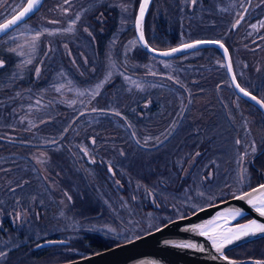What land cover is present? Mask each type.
I'll return each instance as SVG.
<instances>
[{
	"label": "rangeland",
	"instance_id": "obj_1",
	"mask_svg": "<svg viewBox=\"0 0 264 264\" xmlns=\"http://www.w3.org/2000/svg\"><path fill=\"white\" fill-rule=\"evenodd\" d=\"M249 1L152 0L153 39L165 47L212 39L201 37H210L205 28L214 26L223 38L231 36L238 75L250 72L263 85L264 0H252L247 10ZM3 2L0 19L21 0ZM103 5L115 10L116 29L98 44L95 32L103 24L95 28L86 14ZM134 7L135 0H44L37 14L2 38L0 70L10 68L0 76V137L36 146L0 150V226L10 216L12 227L31 224L37 236L55 233L69 242L86 232L140 235L169 217L157 210L165 191L138 180L140 170L153 171L158 152L160 170L167 167L159 186L166 189L165 178L177 186L190 180L171 204L177 213L252 186L261 119L232 95L216 58L218 71L192 61L200 52L135 61L138 44L128 29ZM101 9L93 21L106 19ZM134 158L140 161L132 174ZM98 164L109 170L103 178ZM7 243L0 237V249ZM261 248L255 258L264 255Z\"/></svg>",
	"mask_w": 264,
	"mask_h": 264
},
{
	"label": "water",
	"instance_id": "obj_2",
	"mask_svg": "<svg viewBox=\"0 0 264 264\" xmlns=\"http://www.w3.org/2000/svg\"><path fill=\"white\" fill-rule=\"evenodd\" d=\"M144 2L145 0H138L134 12L132 27L137 44L146 54L153 58L169 60L204 48L216 49L222 59L229 84L235 95L257 108L264 117V108L256 104V102L250 97L244 96V94L236 87V84L239 83L237 82L233 70L231 56L228 49L221 41L216 39H197L186 41L165 49L151 46L144 35V22L152 0H147V6L143 18L140 19L139 27L137 26V20L140 18V7ZM43 3L44 0H41L36 11L26 16L24 20L18 22V24L7 33H0V39L33 17L41 9ZM24 6H26V0H24L22 5L11 15L0 21V24L12 19L14 15H19V12L23 10ZM141 32L143 33V40L140 39ZM187 44H194L196 46L192 48H184L183 46ZM220 45H223V48H221ZM173 48H179L182 50L167 56L160 54L162 52L170 51ZM225 49H227V55H225ZM233 77H235V79H233ZM240 88L243 87L240 86ZM251 95L253 94L251 93ZM257 99L259 98L257 97ZM262 184H264V181L245 191L215 203L205 205L186 216L174 218L151 231L99 252L69 261L41 264H229V261H234L235 264H253L257 259L249 258L237 260L226 256L225 252L244 243L264 237V233L242 236L239 239L234 240L231 244H226L223 248V256L228 257V259L225 260L221 256V253L216 251L212 241L209 240L207 236L201 235L199 231H192L191 229L197 225H207L208 222L212 220H216L218 228H237L239 225L247 224L253 220L257 221V223L264 224V216H261L256 211L255 207L248 203L247 198H238L245 193H252L253 189H258L259 185ZM253 195L254 198L259 197V193ZM235 211H239L241 215L233 217L231 213ZM247 216L249 217L248 219L240 221ZM66 243L67 241L62 239H49L39 243L37 247L45 248L56 245H65ZM180 244H195L196 247H178Z\"/></svg>",
	"mask_w": 264,
	"mask_h": 264
},
{
	"label": "trees",
	"instance_id": "obj_3",
	"mask_svg": "<svg viewBox=\"0 0 264 264\" xmlns=\"http://www.w3.org/2000/svg\"><path fill=\"white\" fill-rule=\"evenodd\" d=\"M10 1L11 0H4L3 6H6L7 4H9ZM23 2H24V0H21V2L19 3V5L17 6L16 9H18L22 5ZM137 3H138V0H135V7H136ZM259 7H261V6H259ZM100 9H101V6L93 7L86 14V17L93 23L95 28L98 27L100 24H103L102 31L101 32H95V38H96V41L98 42V44L100 43V40L102 37H107L108 35L113 34L114 30L116 29L115 10H112L110 8L105 9L104 5L102 6V9L104 10L102 12H103L104 16L106 17V19L101 23L92 20V17L94 15H99L98 11ZM14 11H12L9 15H11ZM9 15H7L6 17H8ZM155 16H156V13L153 10V6H151L147 15H146L145 22H144L145 38H146L147 42L151 46H154L155 48H159V49L168 48V47H165L164 45H162L160 42H158L159 40L153 39L152 22L154 19H156V18H154ZM6 17L0 19V21L5 19ZM128 29H129L130 33L132 35H134V31H133V28L131 25L128 27ZM205 30L207 32L212 33V35L210 37L206 36V37H201V38H212V39L219 40L226 46V48L228 49V51L230 53L232 52V48L230 46L231 42L227 40L229 37H231V36H229V34L226 35V38H223L225 36H221L219 33V29L217 31L214 28V26L213 27L207 26L205 28ZM233 35H234V33H233ZM2 38L0 39V42L3 40ZM178 44H180V43H178ZM174 45H177V44H173L171 46H174ZM171 46H169V47H171ZM196 52H200L201 55L199 54V57H196L192 61H196V62L205 61L206 63L210 64L211 67H213L215 70L217 68H216L215 64H213L214 59L216 58V60L218 59V60L222 61V59H221V57H220V55L216 49L204 48L201 50L191 52V54L195 55ZM134 53L135 54H134V56H132V58L134 57L135 61H136V59L140 60V58L145 57V56L151 57L150 55L146 54L144 52V50H142L140 48L139 45L135 49ZM183 56H185V55H183ZM183 56H180L177 58H181ZM151 58H153V57H151ZM177 58H174V59H177ZM154 59H157V58H154ZM157 60H161V59H157ZM131 61H133V60H131ZM135 61H133V62L135 63ZM232 62H233V70H234L235 76H236L237 80L239 82H241L242 79L238 75L234 60H232ZM9 68L10 67H8L7 69H1L0 70V76L7 73L9 71ZM138 69H139L138 71H144L145 68L143 66L139 65ZM208 69L210 71L212 70L211 68H208ZM210 71L208 73L211 74ZM217 71H218V69H217ZM30 75H29L27 81L28 80L31 81L32 78L30 77ZM223 77H225V80L230 87L232 95L238 99V97L235 95V93L233 92V90L229 84V81H228V78H227V75L225 72H224ZM218 78H219V75H218ZM27 81L24 80V83H26ZM204 81H206V80H204ZM202 83H204V82H202ZM243 102L245 104L249 105L250 107H252L249 103H247L245 101H243ZM252 108L255 110L256 114L258 115L257 117L261 119L260 125H261L262 131L264 133V118L256 108H254V107H252ZM138 110H139V108H138ZM185 133L187 134V132H185ZM186 134H185V136L189 137ZM62 136H63V134H61L59 137H62ZM25 141L23 140V138L12 140V139H3L0 137V150L3 148L4 145H5V148L9 149V151H7V152H15V151H17V149H19L18 152H22L24 150V148L27 149V148H33L32 146H36V144L28 143ZM61 155H63V154H61ZM153 156H155V159H154L155 161L153 162V171L151 172L150 169H147L146 171L140 170L139 175H138V178H139L138 180L148 187H155V189L165 191V193H163V194L161 193V195L158 197L159 206H158L157 210L160 212L169 214V217H168V219H164L159 225L155 226L154 228H152L148 231H151V230L165 224L166 222H168L174 218L186 216V215L194 212L195 210H197V209H199L205 205H209V204L215 203L217 201H220L222 199L233 196V195L225 196L224 198H220V199H217L214 201H210V202H208L206 204H202L196 208H189L187 211H182L181 213H177L176 211L173 210L174 208L173 209L170 208L171 204L176 199L178 191L181 189V187H183V185L189 183L190 180H189V178H186L184 181H182V183L179 184V186H177V180L165 178L164 180L166 181L167 184L165 186L166 189H163L161 186H159V182H160L159 179H160V177L163 176V173H165L167 171V167L164 170H160L161 165H158V163H161L163 153L158 152L157 154H153ZM138 158H141V156H139ZM138 161H140V160L136 159V158L133 159L132 167H131V169L128 170L130 173H132V174L135 173L136 169L133 168V165L137 164ZM254 162H255V164L251 165V167H252L253 174L256 175V179L253 182L252 186H250L249 188H251L257 184H260L261 182L264 181V139H263V143H262L261 147L259 148L258 152L254 155ZM96 168H97L99 175L102 178L105 175H107V173L109 171L107 168H104L103 165H99V164L96 166ZM160 171H163V172H160ZM190 184H191V186H193V184H195V182L190 183ZM249 188H247V189H249ZM146 207L151 208V206H149V205H147ZM11 208H13L12 204H11V207L5 208L6 209L5 213L7 211H10ZM9 217L3 218V220L1 221L2 226H0V237L1 238H6V237L8 238V243L4 246H1V249H0L2 251H5L4 253L6 254V255H4V257L0 258V264H41V263H52V262H64V261L77 259V258L86 256V255H89V254L99 252L101 250L110 248V247L117 245L119 243L125 242L131 238H134V237H131V238H114V237H111V236L105 235V234H100V233H95V232H86V233L82 234L81 238L73 240L72 242H69L68 240H66L67 243L65 245H56V246H50V247H45V248H39V247H37V245L39 243H41L45 240H49V239H60V237H58L55 233L47 234L45 236H37V234H36L37 229L34 225H31V224H27V225L25 224L19 228L12 227ZM248 218L249 217L247 216V217L241 219L240 221H244ZM148 231H146V232H148ZM35 234H36V236H35ZM137 236H139V235H137ZM262 243H264V237L252 240L250 242H247V243H244V244L239 245L237 247H234L232 249H229L225 252V255L230 257V258L237 259V260H243V259H249L250 258V259H257V260L264 261V255L262 256L259 253V251H258V253L260 254L259 256H261L262 259L261 258H255L258 256V254H256L255 250L256 251L260 250V248H261L260 246H262V248H263L264 245H261ZM252 251H254L255 253H252Z\"/></svg>",
	"mask_w": 264,
	"mask_h": 264
},
{
	"label": "snow or ice",
	"instance_id": "obj_4",
	"mask_svg": "<svg viewBox=\"0 0 264 264\" xmlns=\"http://www.w3.org/2000/svg\"><path fill=\"white\" fill-rule=\"evenodd\" d=\"M67 2V0H66ZM195 3V0H192ZM41 3V0H26V6L23 7V10L19 12V15H14L12 19L7 20V22L0 24V33H7L10 29L18 24V22L24 20L26 16L30 13L36 11ZM147 6V0L140 7V18L137 20V26L139 27L140 19L143 18L145 8ZM255 27V26H253ZM71 31V29H68ZM39 39V33L34 37V40ZM140 39L143 40V33H140ZM200 43V42H197ZM194 44L184 45V48H192L195 47ZM223 48V45H220ZM182 49L173 48L170 51L162 52L161 55H172L175 52L181 51ZM15 51V49H12ZM225 55H227V49H225ZM27 63H31V61H27ZM0 66H2V62H0ZM39 73V69L36 70ZM235 79V77H233ZM100 85H98L99 87ZM236 87L244 94V96L250 97L253 101L256 102L260 107L264 108V99H257L256 96L251 95V93L245 91V89L240 88L239 84H236ZM119 115V113H117ZM239 144L240 141H237ZM253 151H255V147L253 146ZM259 193L258 198H254L253 194ZM201 195H203L201 193ZM239 199L247 198L248 203L255 207L256 211L264 216V184L259 185L258 189H253L252 193H245L244 195L238 197ZM233 217L241 215L239 211H235L231 213ZM192 231H199L201 235L207 236L209 240L212 241L213 246L216 248L217 252L221 253V256L227 260L228 257L223 256V248L226 244H231L234 240L239 239L242 236L255 235L256 233H264V224L257 223V221L253 220L247 224H241L237 228H218L216 220L209 221L207 225H197ZM178 247L182 248H195V244H180ZM6 255L3 252H0V257ZM229 264H235L234 261H229ZM253 264H264V261L257 260L254 261Z\"/></svg>",
	"mask_w": 264,
	"mask_h": 264
},
{
	"label": "flooded vegetation",
	"instance_id": "obj_5",
	"mask_svg": "<svg viewBox=\"0 0 264 264\" xmlns=\"http://www.w3.org/2000/svg\"><path fill=\"white\" fill-rule=\"evenodd\" d=\"M252 1V0H251ZM251 1H249V3H247L246 4V7L245 8H247V10L248 9H250V7H251V4H250V2ZM231 34H233V31H231ZM261 38L260 37H257L255 40H256V42L257 41H259ZM229 54H230V56H231V60H233V56H232V52L230 53L229 52ZM239 58V62L242 60L241 59V57H238ZM264 62V61H263ZM263 62H258L260 65H261V67L264 65V63ZM245 63H248V62H245ZM252 63H254V62H252ZM232 65H233V62H232ZM236 66V65H235ZM241 69H242V67H244L243 66V64H241ZM245 68V67H244ZM252 69V68H251ZM250 74V72H245L244 74H243V76L242 77H244V80H243V78L241 77V79H242V81L241 82H239L238 80H237V82L239 83V85L241 86V87H243L245 90H247L248 92H250V93H252L253 95H255V96H257L259 99H264V84L262 85V83H261V81L258 79V78H256V77H254L253 79H252V77L249 75ZM237 79V78H236ZM246 81H248V83H246ZM241 83V84H240ZM247 84H250L249 86L247 85ZM248 86V87H247ZM240 101H244V100H242V99H240V98H238ZM246 102V101H245ZM248 103V102H247ZM250 104V103H249ZM251 105V104H250ZM252 107H254L253 105H251ZM255 108V107H254ZM257 109V108H256ZM259 111V110H258ZM259 113H260V111H259ZM261 114V113H260ZM262 115V114H261ZM263 116V115H262ZM264 118V117H263Z\"/></svg>",
	"mask_w": 264,
	"mask_h": 264
},
{
	"label": "bare ground",
	"instance_id": "obj_6",
	"mask_svg": "<svg viewBox=\"0 0 264 264\" xmlns=\"http://www.w3.org/2000/svg\"><path fill=\"white\" fill-rule=\"evenodd\" d=\"M146 233V232H145ZM144 234V233H143Z\"/></svg>",
	"mask_w": 264,
	"mask_h": 264
}]
</instances>
